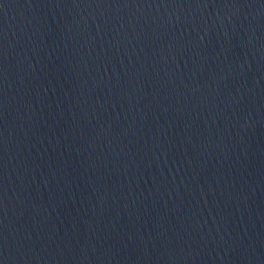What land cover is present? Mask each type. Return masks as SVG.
<instances>
[{"label": "water", "instance_id": "1", "mask_svg": "<svg viewBox=\"0 0 264 264\" xmlns=\"http://www.w3.org/2000/svg\"><path fill=\"white\" fill-rule=\"evenodd\" d=\"M0 264H264V0H0Z\"/></svg>", "mask_w": 264, "mask_h": 264}]
</instances>
